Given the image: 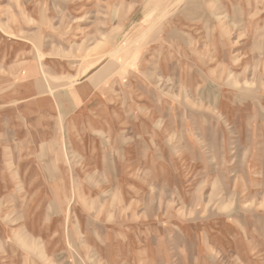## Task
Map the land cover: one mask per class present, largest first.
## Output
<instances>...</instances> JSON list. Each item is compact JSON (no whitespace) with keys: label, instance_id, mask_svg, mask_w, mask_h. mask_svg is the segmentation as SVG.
Listing matches in <instances>:
<instances>
[{"label":"crops","instance_id":"1","mask_svg":"<svg viewBox=\"0 0 264 264\" xmlns=\"http://www.w3.org/2000/svg\"><path fill=\"white\" fill-rule=\"evenodd\" d=\"M143 2L129 4L125 29L148 36L128 39L122 56L118 47L126 44L115 37L117 26L109 25L108 48L96 52L93 66L79 78L65 57L46 53L48 59H40L32 50L24 57L17 38L0 44V174L11 168L16 190L23 174L30 175L25 181L32 190L54 189L56 174L70 173L72 166L79 175H94L96 186L105 180L109 186L100 187L111 190L120 182L123 190L133 191L124 202L126 220L138 216L157 223L146 230L141 245L127 247L122 264H168L169 253H174L173 264H222V255H240L238 242L232 247L229 240L234 235L222 228L202 229L201 218L184 216L183 208L170 215L166 204L149 194L153 189L192 188L200 182L199 163L209 168L215 158L225 156L214 141L206 139L200 146L197 134L183 140L177 127L198 125L199 118H167V110H182L184 92L195 95L191 101L197 102L200 91L207 89L203 103L219 93L225 125H264V8L243 0L220 6L205 0L181 11V18L161 21L168 7L156 11ZM167 94L173 95L172 101ZM231 110L236 117L229 115ZM72 117L94 132H67ZM214 124L209 118L201 120V125ZM255 137L262 141L259 134ZM64 183L62 189H70ZM134 190L142 192V200ZM140 204L149 207L137 213ZM168 220H174L176 229L161 224Z\"/></svg>","mask_w":264,"mask_h":264},{"label":"rangeland","instance_id":"2","mask_svg":"<svg viewBox=\"0 0 264 264\" xmlns=\"http://www.w3.org/2000/svg\"><path fill=\"white\" fill-rule=\"evenodd\" d=\"M142 1L0 0V44L17 38L23 43L24 57L30 56L31 50L33 56L40 59H48L43 55L46 53L65 57L71 61L79 78L80 72L93 66L96 52L100 54L108 48L109 25L117 26L113 33L126 44L120 43L118 47L122 56L127 54L128 39L148 36L143 31L125 29L131 17L129 4ZM204 1L144 0L142 6L156 11L159 6H166L161 21H174L176 16L181 18V11L185 12L192 5L201 6ZM255 1L243 0L248 6H253ZM234 2L238 0H215L214 5H232ZM255 6L264 8V0H257ZM142 11L140 8L138 13ZM153 16L156 13L150 14L149 18ZM187 16L190 15L183 14V17ZM262 16L264 18V14ZM159 32L162 31H158L157 36ZM206 90L200 91L197 102L191 101L195 95L184 92L182 110H167V118L177 116L184 121L199 118L198 125L177 127L183 140L187 139L184 138L186 135L197 134L200 146L206 139L214 141L215 149L219 145L221 150L225 149V156L215 158L209 168L199 163L200 182L192 188L153 189L149 195L152 200L156 197L166 204L170 215L183 208L184 216L188 213L190 217L193 214V217L201 218L202 229L222 228L226 234L234 235L229 240L232 247L234 241L238 242L240 255H222V264H264V125L256 129L225 125L219 93L210 94L213 99L203 103V98L208 96ZM166 96L172 101V94ZM229 115L236 117L232 110ZM202 118L212 119L216 124L201 125ZM78 121L72 117L67 132H94L91 127H80ZM257 134L262 141L255 139ZM206 135L208 138L203 137ZM71 161L72 166L75 161ZM7 171L0 174V264H122L126 261L127 247L141 245L146 230L157 226V223L138 220V216L135 220H126L124 202L133 191L123 190L120 182L111 190L105 189L100 187L109 186L105 180L96 186L94 175H79L72 166L70 173L56 174L58 180L52 184L54 189L50 186L47 191L32 190L31 183L25 181L30 175L23 174L17 182L19 190H16V175L11 168ZM63 183L70 189H62ZM134 193L143 199L142 192L134 190ZM148 207V204H140L135 206V212L143 213ZM118 212L123 216L114 215ZM161 224L167 229H176L174 220ZM214 240L217 239L212 238ZM169 242L167 240V245L173 247ZM215 257L219 260L218 255ZM167 263H174V253L168 254Z\"/></svg>","mask_w":264,"mask_h":264}]
</instances>
